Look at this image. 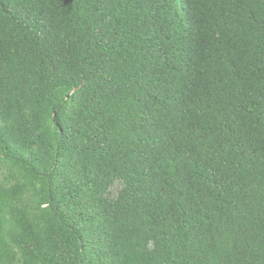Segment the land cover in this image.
Here are the masks:
<instances>
[{
  "label": "trees",
  "instance_id": "1",
  "mask_svg": "<svg viewBox=\"0 0 264 264\" xmlns=\"http://www.w3.org/2000/svg\"><path fill=\"white\" fill-rule=\"evenodd\" d=\"M0 264H264V0H0Z\"/></svg>",
  "mask_w": 264,
  "mask_h": 264
}]
</instances>
